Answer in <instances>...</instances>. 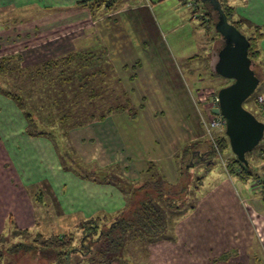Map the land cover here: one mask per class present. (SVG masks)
<instances>
[{
	"label": "rangeland",
	"instance_id": "rangeland-1",
	"mask_svg": "<svg viewBox=\"0 0 264 264\" xmlns=\"http://www.w3.org/2000/svg\"><path fill=\"white\" fill-rule=\"evenodd\" d=\"M224 1L234 8L235 19L243 20L246 27H259L253 23L259 19V8L251 12L248 8L245 13L244 9L239 8L245 0ZM11 6L14 8L13 0H0V58L8 55L11 58L19 57L20 67L24 71L22 74L17 72L0 77V88L19 95L24 109L39 118L34 129L51 132V137L46 139L61 155L58 153L57 161L53 156H48V162L45 161L49 167L65 166V155L69 159L71 157L75 164L95 167L94 171L110 170L109 176H121L122 168H128V161H132L127 174L138 176L139 170L147 162H157V103L162 102H157V92L165 98L166 89L176 92L178 96L182 94L179 100L183 103H173L175 112L186 117L180 127L193 128L194 135L209 138L205 130L197 125L198 115L188 113L191 109L190 97L184 94L210 103L209 96L217 93L222 85L230 84L231 80L213 74V80L204 86L191 87L192 93H189V85L185 89L189 74L181 58L195 54L204 58L195 65L194 70L195 74H200L198 78L204 77L211 72L205 60H208L211 50L216 53L221 45L214 27L202 19L197 0H117L108 17L105 13L97 18L99 40L91 35V22L95 19L87 10L24 12ZM237 12L245 13L243 15L251 19H244ZM216 41L218 43L215 45ZM77 52L88 59L82 62L76 56ZM106 52L111 57L105 58ZM16 54L20 55L12 56ZM70 54L75 56L67 66L53 69L48 74H29L40 71L46 62H61ZM94 56L99 57L98 67H95ZM256 70L262 81L244 106L262 120L252 102L254 95L259 93L264 107V59L261 53ZM79 71L80 80H73ZM195 79L196 76L192 77V80ZM12 103L10 98L0 94V135L8 140L6 146L0 138V177L9 190L0 189V197H6L10 192L16 208H11L12 204L0 205V212L3 215V212L11 209L12 216L16 211L29 226L36 223L51 227L48 231H44L45 227H40L38 231L29 230L27 235L18 229L17 220L11 218L6 221L0 231V264H53V259L40 249L2 255L19 243L30 245L33 237L30 232L66 234L82 222V214H74L58 222V208L53 197L58 186L53 169L45 167V175L37 168L33 172L21 173L25 167L23 160L30 153V145L25 147L16 143L18 150L13 151L21 123L17 119L11 120L14 112L9 105L13 106ZM117 106L124 107V112L98 118L107 108ZM90 115L96 118L88 121ZM62 118L70 122L61 123ZM112 124L123 141L120 145H116L118 141ZM65 128L69 136L62 138L60 132ZM219 133L220 130L211 132L214 137ZM89 140H92L91 143ZM263 144L264 138L259 145ZM101 146L109 148L107 154L103 153L106 149ZM113 146L119 164L110 169L112 155L109 153ZM258 146L247 156L252 173L247 182L222 170L226 162L234 157L230 148L222 150L215 158L211 157L215 170L201 183L197 192L189 193L180 202L181 212L169 216L173 219H170L169 230L163 236L164 241L147 244L145 252L136 242L130 243L125 261L128 264H264V158ZM87 147L92 148L88 156L84 154ZM127 157L130 160H126ZM93 158L95 162L90 161ZM177 161L181 163V157ZM61 173L59 179L65 183L61 193L65 196L63 202L67 203L74 191L73 182L69 176ZM204 173L203 165L197 164L192 177L185 178L184 183L190 180L193 186L195 178ZM41 176H45L46 180H37ZM26 178L28 182L24 180ZM79 199L84 215H87L85 208L94 210L92 212L96 215L109 212L99 204H94L98 207L93 209L83 202L84 199ZM102 209L105 211H98ZM60 213L61 210H58ZM113 264L122 263L115 261Z\"/></svg>",
	"mask_w": 264,
	"mask_h": 264
},
{
	"label": "trees",
	"instance_id": "trees-1",
	"mask_svg": "<svg viewBox=\"0 0 264 264\" xmlns=\"http://www.w3.org/2000/svg\"><path fill=\"white\" fill-rule=\"evenodd\" d=\"M116 1L117 0H83L79 3V6L87 9L92 19L96 20L98 16L100 17L112 10ZM197 1L200 3L199 9L202 11V19L207 18L208 25L214 27V23L217 20V12L208 3H202L200 0ZM218 2L221 10L226 15L227 21L234 25L249 42L247 56L250 61V68L259 79L260 84L262 78L259 77L256 70V68L259 67V43L263 37L260 28L256 26L253 27L252 25L246 27V23L243 20L234 18L235 11L231 5L227 4L224 0H218ZM201 25H205V23L202 22ZM198 57L199 56H194L191 59L195 60ZM78 58L79 60L81 59L82 62L88 59L82 55L78 56ZM73 59L74 55H68L64 57L61 62H46L40 67V71L38 70L36 73L30 72L29 74L36 76L41 73L48 74L53 69L67 66ZM20 60L19 57L1 58L0 77L14 75L17 72L22 74L24 70L20 67ZM216 60V54L212 53L210 68L214 75L216 74L213 71V66ZM36 69L39 68L36 67ZM74 74L75 73H72V75ZM224 86H227V84ZM224 86L222 85L220 88ZM0 94L16 102L17 106L23 111V115L27 122L26 131L29 135L51 137V132L33 128V126L35 128L37 126L31 116V112L24 109L22 99L19 95L1 88ZM259 95L261 94L256 93L252 99L253 108L259 112L262 117V120H258L264 123V114H262L264 107L257 101ZM250 98H252V96L248 99ZM247 100L243 103L244 108V104ZM124 110L125 108L122 106L107 108L101 115H98V118L103 119L107 115L115 112L122 113ZM94 118H96L94 115L89 117L91 120ZM64 121L66 120L62 118L61 123ZM78 125H81V123H78ZM65 135L64 130L60 132L62 138H64ZM209 140V138H205L188 143L184 145L177 156L174 157L173 160L177 165L179 175V179L175 183L167 181L162 172L152 163L149 164L143 175L136 182H128L124 180L122 176H109V172L98 173V171L88 169L83 164H75L71 161V157L69 159L68 156L63 154L66 159V164L62 166L65 170L73 172L82 179L102 184H113L120 189L126 199L124 208L112 215L103 214L82 220V222L76 225L73 231L67 232L66 234L61 233L43 236L37 233L33 235L30 245L19 243L7 249L2 255H15L21 250L29 252L40 249L53 259V264H113L115 261L128 264L125 259L130 243L136 242L138 247L143 248V252H145L147 251L145 247L147 244L164 241L162 240L164 239L163 236L165 232L169 230L168 227L171 225L170 219H173L169 218V216L181 212L179 206L180 202L187 198L189 193L197 192L198 187H200L201 183L205 180V175H200L195 178L193 186H191L190 180L189 183H184L185 178L188 179L189 176L192 177L196 165L202 164L205 172H210L213 170L212 167L214 166L211 157L215 158L218 156V153H222V150L229 149L224 131L216 134L214 137L217 148H214ZM53 141H55V139H53ZM65 151L64 149V152ZM258 151L262 158H264V144L258 146ZM249 153L245 155L248 166H244L237 161L234 156L226 162L222 170L228 175L234 174L239 176L243 182H247L252 177V173L249 170L250 163L247 159ZM59 154L61 155L60 151ZM179 157H181V163L177 161ZM68 161L70 162L68 163ZM116 169L118 168L116 167ZM262 196L264 197V192ZM22 232L29 235L27 231Z\"/></svg>",
	"mask_w": 264,
	"mask_h": 264
},
{
	"label": "crops",
	"instance_id": "crops-1",
	"mask_svg": "<svg viewBox=\"0 0 264 264\" xmlns=\"http://www.w3.org/2000/svg\"><path fill=\"white\" fill-rule=\"evenodd\" d=\"M81 1H83V0H13L14 8H13V6H11V7L13 9H17V10L24 11V12L29 11V10H31V11L41 10V11H46V12H50V11L71 12V11H79L80 10L81 12H83L87 9L81 8L79 6V3ZM180 3L183 5L182 2H180ZM239 8L244 9L245 13H246L248 8L251 9L250 12L252 11V9L255 10V8H259V13H260V14L258 13L259 19H258V21H254V22L252 21V22L254 24H257L259 26L260 30L263 29V30H261L263 37L259 43V48H260V53L264 59V12H262L264 10V0H245L242 2V4L240 5ZM110 12H111V10L108 11L105 14V16L108 17L111 14ZM245 13H243V14H245ZM243 14L240 13L239 15L241 17H244V19L250 18L248 15H243ZM205 20L207 21V18H205ZM96 21H99V20L97 19L94 22H91V25L93 26L92 27L93 34L91 33V35L95 40H99V37H98L99 31H98V26H97L99 24V22L96 23ZM200 24H201V22H200ZM94 25L96 27H94ZM202 28H203V26H202ZM213 51L211 50V53L208 57V60L207 61L205 60V63H208L209 68H210V58H211L210 56L213 53ZM102 52H103V50H102ZM17 55H20V54H16V55H12V56H17ZM70 55H72V54H70ZM76 56L78 57V56H80V54L78 53V55H76ZM104 56H105V58L111 57V56H108V52L104 53ZM194 56H198V55L195 54L193 56H184L181 58L182 62L185 63V65L188 67L189 77L187 80L188 84H185V89H187L186 87H187V85H189L190 91L192 89L191 87H193V89H196L195 86H198V85L204 86L206 82L213 80L212 79L213 73H212L211 68H210V71H211L210 74H207L204 77L198 78V76L200 74L199 73L195 74V72H194L195 65H197L199 61H204V58H201L199 56L197 59L192 60L191 58ZM7 57H10V55L3 56L1 58H7ZM94 59L96 60L95 67H98L99 57L94 56L93 60ZM72 73H75V71H73ZM75 76H76V78L73 80H75V81L80 80V71ZM194 76H196V79L192 80V77H194ZM209 77H211V79H209ZM165 91H166L165 98L162 97L161 94H159L160 92H157V102L159 100H162L161 103L160 102L157 103V162L150 160L149 162L146 163L145 166H143L139 170L140 174L138 176L134 177L133 175L129 176L127 174L128 171L131 169L130 163H133L132 161H128L129 167L127 168L125 166L121 170V171H123V175H121V176L123 177L124 180H126L128 182H136L143 175L144 171L147 169V167L151 163L157 166V168L162 172V174L167 179V181H169L170 183L177 182V180L179 179V175H178L177 165H176L175 161L173 160L174 157L177 156V154L179 153V151H181V149L183 148L184 145L191 143L193 141L199 140V139H203L202 138L203 135H200V136L194 135V133L192 132L193 128L192 129H188V128L183 129V127H180L181 123L186 121V117H184L180 113L178 114L175 112V109L173 108V103H176V104L183 103L181 100H179V98L182 94L178 96V94L174 91L170 92L167 89ZM190 91H189V93H192V91L191 92ZM159 95L161 97H159ZM184 95L187 97H190L189 100L191 103L190 111H188L187 109L186 110L188 111V113L192 112V113L198 115L197 116L198 117L197 125H198V127H200L204 131L202 120L210 118V110L212 109L210 107V104L203 103L199 99L196 100L195 98L191 97L190 94H189V96L187 94H184ZM14 103L16 104V102H14ZM14 103H12L13 106L9 105L10 108L12 109V111L14 112V113H12L13 116H11V120L17 119L21 123V126L18 130V133H17L19 138H18V140H16L13 143V151L15 152V150H18L19 146L16 143H21V144L25 145V147L28 146V144L30 145L28 148L30 150V153L25 157V160H23L22 165H24L25 167H24V170H21V173H22V171H24L26 173L33 172V171H35V168H37L38 170L43 171L41 173H43L45 175V169H44L45 167L48 169H53V172L55 173V175H53V176L55 179L54 178H52V179L56 180L55 183H56V186H58V188H57L58 190H57L56 194L53 195L54 200H55L54 203L56 204V206L58 208L57 209V219L59 220L58 222H60V219L64 221L67 217H71L74 214H79V215L82 214V216H81L82 220L97 216L96 214H94V212H92L94 210L89 211V210H87V208L84 209L87 212V215H84L81 211L82 206L78 203V200H80L79 198L84 199L83 202H87V205H91V207L93 209H96L98 206L99 207L104 206L106 208V210L109 211L107 214H110V215L115 214L116 212H118L124 208V206L126 204L125 196L123 195L121 190L118 189L115 185H113V184H102V183H97V182H93L90 180L82 179L81 177L77 176L73 172H71L69 170H65L63 168V166H61V165H59L57 167L56 163H55V165H56L55 169L52 167H49V165L46 164L45 159L48 162L47 157L49 156V158H50L51 156H53L55 161H57V157H59V155H58L59 152L57 153L53 143L49 139H46L48 137L31 136L27 133V131H26L27 122H26L25 116L23 115V111L18 106H16ZM183 113H185V115L187 114L186 112H183ZM111 115L112 114H110V116ZM31 116H32L34 122L38 123L37 120L39 118H36V116L33 115L32 113H31ZM201 116H202V119H200ZM46 117L47 116H45V118ZM89 117H92V115L88 116L87 119H89ZM54 122H56V121H54ZM69 122L67 120V121H64L63 123L66 124ZM74 123L75 122H73L72 125H74ZM112 130L114 131L115 135L117 136L116 138H117L118 142L116 145L122 144L123 141L119 138V134L117 133V129L116 128L114 129L113 124H112ZM64 131L66 134L64 137H67V135L69 136V134L67 132L68 130L66 128ZM0 138L5 142L6 146H8L7 145L8 140L3 138L1 135H0ZM36 139L40 140V141H35ZM120 140H121V142H120ZM161 140H162V142H161ZM91 141L92 140H89L90 143H91ZM160 146H162V148H159ZM39 147L41 148L40 150H39ZM101 147L106 149L105 152L103 151V153H106L107 150L109 149V148H106L107 146H101ZM114 150H115V147L113 146V147H111V150L109 153L112 155V157L110 158L111 159L110 160V165H111L110 169L114 166L118 167L117 163L119 164L118 157L115 156L116 153ZM90 151H92L91 147L84 148V154L86 156L89 155ZM12 156H14V155H12ZM127 159H129V157H127L126 160ZM90 161H94V158ZM107 164H109V162ZM16 168L19 171L18 163L16 164ZM88 169L95 170L96 168L92 167V168H88ZM133 169L136 170V167H133ZM213 170H215V169H213ZM60 171L62 173H65L66 176H69L71 178V180L73 182V184H72L73 190H74L73 193L76 194V195H74L72 193L71 194L72 197L69 198V202H67V203L63 202V199L65 196H63L61 193V190L64 189L65 183H64V180L59 179ZM96 171H98V173H102L106 170L101 171L100 169H97ZM109 171H106V172H109ZM212 171L206 172L204 174L206 180H207L208 175L211 174ZM106 172H104V173H106ZM27 178L24 180L27 181ZM0 179H1V177H0ZM44 179L46 180V177L41 176L40 179H37V180H44ZM0 189L1 190H4V189L8 190L6 184L3 183L2 179L0 180ZM63 192H64V190H63ZM7 195H8V197H7ZM7 195L4 198L0 197V205H6V204L11 205L12 204L11 208L12 207L16 208L11 193L9 192ZM94 199H95V201H94ZM98 201H99V203H98ZM72 202H74V203L72 204ZM94 204H99V205L95 206ZM67 207H70V208H67ZM88 209H90V208H88ZM1 210L2 209H0V211ZM58 210H61L60 214H58ZM98 211L101 212V211H105V210L102 209V210H98ZM11 212H12L11 209L3 212V215H2V212H0V231H2V229L4 228L5 222L11 218L13 220L18 221V229H20L21 231H27V233L29 232V230L34 231L36 229V231H38L40 227H45L44 231H48L51 227V225H49V224L39 225L36 223H31L30 226L32 228H29L30 226L22 221V218H20L17 215L18 213L16 211H15V213L13 212L15 214V216H12L13 214ZM30 233H31L30 235L33 236L34 234H37L38 232H30ZM39 234H41L43 236L52 235L50 233H45L43 231L40 232ZM53 234H61V233L56 232Z\"/></svg>",
	"mask_w": 264,
	"mask_h": 264
},
{
	"label": "water",
	"instance_id": "water-1",
	"mask_svg": "<svg viewBox=\"0 0 264 264\" xmlns=\"http://www.w3.org/2000/svg\"><path fill=\"white\" fill-rule=\"evenodd\" d=\"M217 12L214 29L223 46L216 51L217 60L213 71L232 82L217 91L218 104L211 114L224 120V135L237 161L248 166L245 155L258 146L264 136V123L243 107V103L256 90L259 79L250 68L247 56L249 42L246 37L227 21L218 0H200Z\"/></svg>",
	"mask_w": 264,
	"mask_h": 264
},
{
	"label": "built area",
	"instance_id": "built-area-1",
	"mask_svg": "<svg viewBox=\"0 0 264 264\" xmlns=\"http://www.w3.org/2000/svg\"><path fill=\"white\" fill-rule=\"evenodd\" d=\"M208 100L210 101V103L208 104H210L211 108L217 107L218 99H217L216 93H213L211 96H209ZM257 101L259 104H262L263 98L258 97ZM262 112L264 114V111ZM202 122H203V128L205 130V133L209 137L214 148H217L215 141H214V136H212L211 132H213L214 130H220L221 132L224 131V120L222 119V117L213 115L210 112V118L205 119V120L203 119Z\"/></svg>",
	"mask_w": 264,
	"mask_h": 264
},
{
	"label": "flooded vegetation",
	"instance_id": "flooded-vegetation-1",
	"mask_svg": "<svg viewBox=\"0 0 264 264\" xmlns=\"http://www.w3.org/2000/svg\"><path fill=\"white\" fill-rule=\"evenodd\" d=\"M219 42H220L221 45L218 47V49L221 48V47L223 46V41H219ZM217 43H218V41H216L215 45H216ZM218 49H217V50H218ZM215 54H216V53H215Z\"/></svg>",
	"mask_w": 264,
	"mask_h": 264
}]
</instances>
